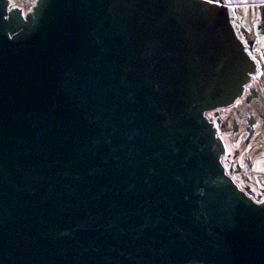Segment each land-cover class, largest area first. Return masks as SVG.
<instances>
[{"label": "water", "instance_id": "water-1", "mask_svg": "<svg viewBox=\"0 0 264 264\" xmlns=\"http://www.w3.org/2000/svg\"><path fill=\"white\" fill-rule=\"evenodd\" d=\"M0 0V264H264V200L208 113L259 73L221 0Z\"/></svg>", "mask_w": 264, "mask_h": 264}, {"label": "flooded vegetation", "instance_id": "flooded-vegetation-1", "mask_svg": "<svg viewBox=\"0 0 264 264\" xmlns=\"http://www.w3.org/2000/svg\"><path fill=\"white\" fill-rule=\"evenodd\" d=\"M17 1L14 0L12 5L22 7L25 11L27 2L30 0H23L24 5ZM242 36L248 45L253 44L251 39L245 38L247 32H244ZM249 49L252 51L253 47ZM260 68L261 73L258 77H255V80L249 85L248 91L234 106L219 110V112H213L220 135L223 140V134L227 135L228 138V141L224 140L226 152L223 156L227 171L240 185L242 183L248 187L253 183L260 185L256 182L254 175L264 174L260 170L251 171L252 156L257 158L262 155V152L259 151L260 147L264 145V66L261 61ZM240 146L244 148H242L244 151L239 152L238 148ZM257 180H262V178ZM243 188L246 190L245 187ZM246 191L248 192V190ZM260 191L264 193V188ZM262 200H264V197Z\"/></svg>", "mask_w": 264, "mask_h": 264}, {"label": "rangeland", "instance_id": "rangeland-1", "mask_svg": "<svg viewBox=\"0 0 264 264\" xmlns=\"http://www.w3.org/2000/svg\"><path fill=\"white\" fill-rule=\"evenodd\" d=\"M35 1L36 0H30L29 2H27L28 4L25 7L26 12L31 10L32 6L35 4ZM17 2L20 4L22 3V5H24L23 0H18ZM239 15L242 16V13L239 12ZM245 19L249 20V22L248 21L244 22L243 19L240 17V21L242 22L241 24L244 25L245 30L247 31V36L245 38L251 39V41H253V50L251 51V53L254 57H256L258 60H260L262 65L264 66V24L258 22L260 19H258L256 17V13L254 15V12L251 14L248 13V15H246ZM235 24L236 25L238 24L237 20H235ZM253 30L256 32V35L252 34ZM259 56H261V58H259ZM260 73H261V71L259 70V73L255 77H258V75ZM255 77L253 78V80H255ZM247 91H248V88H247ZM223 137H224L225 141H228L227 135L223 134ZM240 147L238 148L239 152L243 148V147H241V148ZM242 151H244V150H242ZM259 152H262V155H259L257 158H254L252 156V162L251 163H253V164L251 167V171L260 170L261 172H264V145H263V147L262 146L260 147ZM241 153H243V152H241ZM254 176L256 177V182H258V184H260V185H255L253 183V184L249 185V187H248L247 185H244L241 183V186L245 187L246 190H248V192L250 194H252V192H253L252 195L258 201H260V199L262 201V198L264 197V193L263 192L261 193L260 189L264 188V174H258V175L255 174ZM260 178H262V180H257Z\"/></svg>", "mask_w": 264, "mask_h": 264}, {"label": "crops", "instance_id": "crops-1", "mask_svg": "<svg viewBox=\"0 0 264 264\" xmlns=\"http://www.w3.org/2000/svg\"><path fill=\"white\" fill-rule=\"evenodd\" d=\"M225 4L229 5L231 9L233 10L234 15L236 16V20L238 22L237 27L240 28L243 32L246 33L244 25H242L240 21V17L243 19V21L246 20L245 17L248 15V13H253L254 15L256 13V17L260 19L258 22L264 24V0H221ZM239 12L242 13V16L239 15ZM253 35H256V32L253 30Z\"/></svg>", "mask_w": 264, "mask_h": 264}, {"label": "built area", "instance_id": "built-area-1", "mask_svg": "<svg viewBox=\"0 0 264 264\" xmlns=\"http://www.w3.org/2000/svg\"><path fill=\"white\" fill-rule=\"evenodd\" d=\"M208 114L210 115L211 119L215 122V124H216L217 127H218V124H217L216 120L214 119L213 112L208 113Z\"/></svg>", "mask_w": 264, "mask_h": 264}, {"label": "bare ground", "instance_id": "bare-ground-1", "mask_svg": "<svg viewBox=\"0 0 264 264\" xmlns=\"http://www.w3.org/2000/svg\"><path fill=\"white\" fill-rule=\"evenodd\" d=\"M211 113V112H210Z\"/></svg>", "mask_w": 264, "mask_h": 264}]
</instances>
